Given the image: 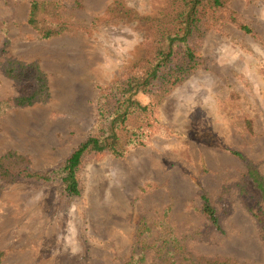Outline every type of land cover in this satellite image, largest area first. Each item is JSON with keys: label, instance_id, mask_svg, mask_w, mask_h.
Listing matches in <instances>:
<instances>
[{"label": "rangeland", "instance_id": "1", "mask_svg": "<svg viewBox=\"0 0 264 264\" xmlns=\"http://www.w3.org/2000/svg\"><path fill=\"white\" fill-rule=\"evenodd\" d=\"M34 1L42 0H0V102L29 96L37 84L6 75L9 58L47 75L51 101L0 118V156L14 150L30 157L33 168L46 169L82 143L94 122L98 87L130 61L137 37L127 27L91 28L113 0H43L60 2L77 26L71 35L42 40L27 25ZM125 1L144 12L163 3ZM229 10L237 23L208 36L206 68L162 106V122L173 135L124 159L92 162L85 193L65 210L55 187L0 179L1 264H124L141 215L150 226L172 223L178 238L188 237L193 255L264 264L247 208L259 193L244 164L225 150L243 153L264 176V1L233 0ZM203 193L219 210L220 230L201 212ZM152 230L150 242L158 239ZM147 253L152 264L155 253Z\"/></svg>", "mask_w": 264, "mask_h": 264}, {"label": "trees", "instance_id": "2", "mask_svg": "<svg viewBox=\"0 0 264 264\" xmlns=\"http://www.w3.org/2000/svg\"><path fill=\"white\" fill-rule=\"evenodd\" d=\"M232 1L163 0L157 12L154 7L144 12L129 7L125 0H113L91 28L127 27L137 37V45L130 61H126L118 74L108 84L98 87L92 101L94 122L84 140L67 158L46 169H35L30 157L14 150L7 151L0 156V179L6 183L24 181L55 187L59 207L65 210L85 193V173L92 162L106 157L124 159L131 151L149 146L155 138L173 135L175 132L162 122V106L206 68L203 49L208 36L219 32L226 23H237L229 10ZM76 23L60 2L42 0L30 4L27 25L42 40L71 35ZM242 29L245 28L242 26ZM3 69L10 78H33L37 84L29 96L0 102V118L11 109L45 105L51 101L47 75L39 68L9 58ZM141 95L149 96L150 101L143 103L139 99ZM249 129L254 133L252 127ZM225 150L244 164L246 180L251 181L259 193L247 208L256 221L264 245V176L243 153ZM201 198V212L215 229L220 230L218 208L206 194ZM152 228L158 232V239L150 242ZM188 240L186 236L177 237L172 223L155 221L150 226L147 218L141 215L133 249L124 264H147L148 251L155 253L152 264H250L227 257L193 255L189 252ZM4 257L0 252V264Z\"/></svg>", "mask_w": 264, "mask_h": 264}]
</instances>
